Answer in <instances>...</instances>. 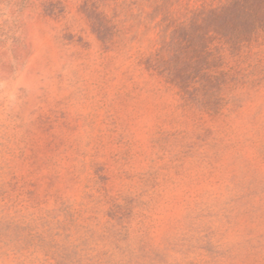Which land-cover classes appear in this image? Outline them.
<instances>
[{"label": "rangeland", "instance_id": "1", "mask_svg": "<svg viewBox=\"0 0 264 264\" xmlns=\"http://www.w3.org/2000/svg\"><path fill=\"white\" fill-rule=\"evenodd\" d=\"M232 1L0 0V264H264V0L198 63L214 103L161 72Z\"/></svg>", "mask_w": 264, "mask_h": 264}, {"label": "trees", "instance_id": "2", "mask_svg": "<svg viewBox=\"0 0 264 264\" xmlns=\"http://www.w3.org/2000/svg\"><path fill=\"white\" fill-rule=\"evenodd\" d=\"M254 2L235 0L221 7H209L195 10L187 20L177 24L164 42L168 55L161 60L166 67L161 70L170 82L175 83L188 96L193 97L195 89L192 83H200L204 92L203 103H214L213 89L219 79L207 73H200L198 63H210L209 45L214 39L225 38L231 44L238 45L248 40L256 28ZM94 30L100 38L110 35V27L103 15L95 16Z\"/></svg>", "mask_w": 264, "mask_h": 264}]
</instances>
